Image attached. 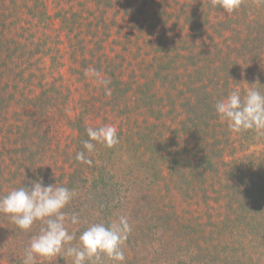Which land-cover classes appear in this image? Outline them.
I'll list each match as a JSON object with an SVG mask.
<instances>
[{
  "label": "rangeland",
  "instance_id": "rangeland-1",
  "mask_svg": "<svg viewBox=\"0 0 264 264\" xmlns=\"http://www.w3.org/2000/svg\"><path fill=\"white\" fill-rule=\"evenodd\" d=\"M205 5V0H0V52L11 60L6 62L8 66L0 65L1 71L8 72L4 74L2 86L5 81L9 83L4 86L8 91L1 102L0 168L6 163L12 169L14 166L9 161L18 163L21 158L14 156L21 151L16 146L20 131V135L27 131L33 135L40 127L46 148L43 162L33 157L42 163L36 164L34 170L26 169L30 160L19 162L22 174L17 180L12 173L0 180V197L21 185L30 186V182L39 178L45 186L55 183L59 186L67 179L70 171L67 162L74 141L73 130L66 121L84 106L93 111L89 127L112 125L117 132L125 133L118 134L119 143L112 149L115 154L123 151L127 143L132 152L139 146L140 151L152 148L156 154L162 144L171 149L173 146L176 154L173 158L184 164L188 148H178L175 144L178 140L169 135L164 125L171 106L166 93L170 91L176 96L178 85L187 79L183 70L189 61L199 66L210 64L214 59V55L199 54L208 48L209 44L201 45L202 38L208 41L206 36L213 31L216 21L214 11H206ZM195 10L199 13L197 17L186 21ZM205 14L212 16L207 31L209 20ZM222 41L218 37L213 43L221 46ZM89 69H96L111 81L108 86L111 93L117 88L115 82L120 81L126 90L124 94L129 103L126 112L130 116H124L121 105L117 107L119 101L112 99L113 94L106 95L104 87L86 74ZM41 91L48 94L43 100L49 107L45 119H40L38 110L30 108L32 98L28 99L29 94ZM112 103L116 105L115 110H111ZM35 137L37 144L39 138ZM120 145L125 148L120 149ZM33 152L32 147L31 151L26 150L25 157ZM225 152V159L230 160L231 152ZM234 155L237 158L230 172L238 173L241 169L249 172L250 161L245 159L244 164L238 165L239 152L235 150ZM251 161L252 169L257 168L254 171H260V167L264 170V156ZM22 177L24 181L20 183ZM224 178L222 175L221 184L214 181L207 191L200 190L204 196H199L196 204L178 201L177 206L183 215L196 217V227L212 229L210 224L215 223L212 235L205 239L212 251L230 254L232 248L226 239H231L233 249L238 250L232 254L243 257L244 250L253 249L247 240L255 236L243 237L239 232L243 226L239 223L238 205L232 203L236 198H230V206L224 204L223 194L238 193L226 185ZM236 215L239 217L235 218ZM1 217L2 221L10 219L2 213ZM88 221L86 216L84 223ZM261 233L264 235V231Z\"/></svg>",
  "mask_w": 264,
  "mask_h": 264
},
{
  "label": "trees",
  "instance_id": "trees-1",
  "mask_svg": "<svg viewBox=\"0 0 264 264\" xmlns=\"http://www.w3.org/2000/svg\"><path fill=\"white\" fill-rule=\"evenodd\" d=\"M205 3L208 6L206 11H214L216 21L213 22V31L206 36L209 42L202 38L201 45L205 47V44H209L208 48L199 54L214 55V59L210 64L202 63L199 66L189 61L183 70L187 79L178 85L180 89L176 96L170 94V91L166 93V100L171 106L169 116L165 118L168 121L164 125L169 135L178 140H174L178 148H188L184 164L173 158L176 156L173 146L171 149L162 144L156 154L152 148L150 151H140L139 146L132 152L129 143L126 148L120 145V149H125L117 154L112 152L114 146L109 148L103 144H96L95 150L88 153L83 148V141L88 139L86 129L93 111L84 106L75 117H68L66 121L73 130L74 147L70 150L67 162L70 168L67 179L59 186L74 191V198L64 211L69 215L79 214L81 220L79 225H69V231L76 232L78 237L83 232L79 229L85 230L94 223L107 225L120 215L127 216L131 232L123 247L124 264H264V235L261 233L264 224H257L261 221L264 223V170L260 167V171H254L257 168L252 169L251 161L264 156V137L257 136L254 131L232 132L215 109L216 103L233 90H239L242 96L249 87L264 93V0H242L240 7L230 14L219 6L213 7L211 0H205ZM196 14L199 13L195 10L186 17V21L197 17ZM205 17L209 20L206 23L207 31L212 24V16L205 14ZM201 24L203 28L204 23ZM218 37L223 38L221 46L213 43ZM219 60L220 64L217 65ZM6 62L11 63L10 57L7 59L6 54L0 52V65L8 66ZM207 66L206 71L204 68ZM215 68H219V71H215ZM7 73L5 69L0 70V112L3 108V94L8 91L4 87L9 84L8 81L2 86L4 74ZM114 85L117 88L111 93L112 99L119 101L117 107L121 105L124 116H130L126 112L129 103L124 94V86L120 81ZM31 94L28 95V99L32 98L30 108L38 110L40 119H45L49 107L45 106L43 100L48 94L42 91ZM115 108L116 105L112 103L111 110ZM27 133L20 135V131L17 136L19 139H16V146L21 151L14 156L21 157L18 163L30 160L31 164L26 169L34 170L36 164H42L34 158L44 161L45 135L40 134V127L36 128L33 135ZM120 133L125 135L118 131ZM35 136L39 138L37 144ZM31 147L35 153L25 157L26 150L31 151ZM235 150L240 155L238 165L244 164L245 159L250 161L249 172L242 169L238 173L230 172L233 170L232 162L237 158ZM81 151L85 152L91 164L75 159L76 153ZM225 151L231 152L230 160L225 159ZM9 163L14 168L3 164L0 180L7 179V173H12L14 180L21 176L22 169L19 170L17 161ZM222 175L226 185L238 191L232 195L231 191L223 195L226 196V206L232 203L238 205L237 213L240 217L236 215L235 218L239 217L240 226H243L239 232L243 233V237L255 236L253 240L256 244L253 240H247V243L252 244V252L244 250L246 255L243 257L232 254L237 249H233L231 239H226L232 248L230 254L221 255L220 252L212 251L205 239L212 235L215 223L210 224L212 229L204 230L202 225L196 227V217L193 214L183 215L181 207L177 206L178 201L191 206L196 204L198 197L204 196L200 190L207 191L214 181L221 184ZM23 181L24 177L19 182ZM231 197L236 199L229 204ZM86 216L89 221L84 223ZM6 219L2 221L0 213V230L4 231L0 233V257L4 259L0 264H23L25 248L31 238L39 234L43 225L37 221L29 231H24ZM232 236L234 238V233ZM102 259L103 264H115L107 257ZM36 264H72V258L38 257Z\"/></svg>",
  "mask_w": 264,
  "mask_h": 264
},
{
  "label": "clouds",
  "instance_id": "clouds-1",
  "mask_svg": "<svg viewBox=\"0 0 264 264\" xmlns=\"http://www.w3.org/2000/svg\"><path fill=\"white\" fill-rule=\"evenodd\" d=\"M241 2L211 0L213 7L219 6L229 14L237 10ZM86 74L104 87L106 95H111L110 80L103 78L96 69H89ZM215 109L232 132L254 131L257 136L264 137V93L258 89L249 87L243 96L239 90H233L216 103ZM86 132L88 139L83 141V148L88 153L95 150L96 144L111 148L119 143L115 126L88 127ZM75 159L91 164L84 151L77 152ZM74 195L73 190L56 183L45 186L39 178L30 182V186L21 185L0 197V213L7 215L21 230L29 231L37 221L43 225L25 248L23 264H36L38 257L53 256L71 257L72 264H103L102 257L115 264H124L123 247L131 232L128 217L120 215L107 225L91 224L77 237L76 232L69 231V225L81 223L79 214L69 215L64 211Z\"/></svg>",
  "mask_w": 264,
  "mask_h": 264
}]
</instances>
